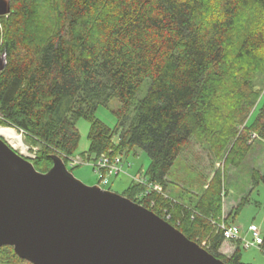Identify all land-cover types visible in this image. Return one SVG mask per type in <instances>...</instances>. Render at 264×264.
I'll use <instances>...</instances> for the list:
<instances>
[{
    "label": "trees",
    "instance_id": "1",
    "mask_svg": "<svg viewBox=\"0 0 264 264\" xmlns=\"http://www.w3.org/2000/svg\"><path fill=\"white\" fill-rule=\"evenodd\" d=\"M10 8L0 17V127L37 147L35 169L46 173L52 155L67 164L79 144L77 122L86 120L87 159H113L134 147L148 155L147 180L164 194L140 199L144 187L133 184L125 197L169 216L226 264H246L238 247L230 257L219 252L217 224L227 223L223 174L192 205L168 197L165 185L192 137L216 156L233 141L227 160L234 168L252 148L251 133L264 139V106L246 125L262 92L256 80L264 76V0H10ZM112 99L119 104L114 130L95 116ZM251 180L264 183V173L254 171ZM0 264L29 263L2 247Z\"/></svg>",
    "mask_w": 264,
    "mask_h": 264
},
{
    "label": "water",
    "instance_id": "2",
    "mask_svg": "<svg viewBox=\"0 0 264 264\" xmlns=\"http://www.w3.org/2000/svg\"><path fill=\"white\" fill-rule=\"evenodd\" d=\"M10 11L0 0V17ZM51 160L38 172L0 136V248L29 264H226L144 206Z\"/></svg>",
    "mask_w": 264,
    "mask_h": 264
},
{
    "label": "rangeland",
    "instance_id": "3",
    "mask_svg": "<svg viewBox=\"0 0 264 264\" xmlns=\"http://www.w3.org/2000/svg\"><path fill=\"white\" fill-rule=\"evenodd\" d=\"M38 14L40 15V12ZM0 26V41L2 42L1 20ZM256 85L260 87L262 92L257 100L255 110L250 113L246 121L247 127L252 125L259 108L264 106V76H258ZM118 107L117 100L112 99L107 106L98 107L95 116L110 130H114L117 125V118L114 112ZM77 129L80 139L77 152L72 160H79L81 163L72 165L71 162H68L66 164L67 169L76 179L86 186L97 185L103 190L122 196H127V189L133 184L143 182L144 179L146 180L145 184H148L147 170L150 165V159L144 151L134 147L128 153L121 155L122 163L128 162L131 167L127 168L122 164V172L118 175L107 176L105 178L107 184L104 185L100 180L99 174L92 167L93 156L87 159V155L83 154L89 146L88 132L90 123L80 119L77 122ZM245 132L247 131L244 125H240L238 133L242 135ZM17 133L23 136L27 151H15L31 161L34 160L37 147L23 133ZM248 138V145L252 146V148L238 168H234L227 160L229 148H231L233 141H231L224 152L216 156L209 143L198 140L195 137L190 138L167 176L165 192L170 198L179 199L185 205H192L207 190L214 175L219 171L224 177V190L226 193L221 198V207L223 212L229 216V218H226L227 223L234 224L240 228V242L224 241V244L230 248L238 247L243 263L264 264V247L245 248L243 246L246 242L252 241L251 234L247 232L250 225H255L260 231V237L264 238V183L259 182L253 185L251 180L254 171H258L261 174L264 173V139L259 138L255 133H251ZM116 139L117 137L114 136L113 140L116 141ZM200 242L204 246L207 243V237L200 238Z\"/></svg>",
    "mask_w": 264,
    "mask_h": 264
},
{
    "label": "built area",
    "instance_id": "4",
    "mask_svg": "<svg viewBox=\"0 0 264 264\" xmlns=\"http://www.w3.org/2000/svg\"><path fill=\"white\" fill-rule=\"evenodd\" d=\"M0 30H1V26H0ZM0 46H1V41H0ZM73 158L74 156L68 157L66 159V162L67 163L71 162L72 165L81 163V161L79 160L73 161L72 160ZM122 164L125 165L127 168L131 167V164L128 162L122 163L121 155L113 159L101 155L98 159L93 160L92 167L99 174L101 182L104 185H106L107 180L105 178L107 176L118 175L119 173H121L123 168ZM145 182L146 180L144 179L143 182L138 183L144 187V191L141 194H139L137 198L141 199L144 196H147L151 193L164 194L161 185L150 182H148V184H145ZM151 206H153V203H151ZM165 219H169V216H167V218ZM217 229L222 233V237L225 242H237V243L240 242V238H239L240 228L237 227L236 225L226 223L224 220H222V222L217 224ZM247 232L251 234L252 241L246 242L243 246L245 248L247 247L263 248V239L260 237L259 229L255 225H250L247 229Z\"/></svg>",
    "mask_w": 264,
    "mask_h": 264
},
{
    "label": "bare ground",
    "instance_id": "5",
    "mask_svg": "<svg viewBox=\"0 0 264 264\" xmlns=\"http://www.w3.org/2000/svg\"><path fill=\"white\" fill-rule=\"evenodd\" d=\"M0 136L5 139L14 150H21L20 152H26L27 146L24 143L23 136L18 134L14 129L0 127Z\"/></svg>",
    "mask_w": 264,
    "mask_h": 264
},
{
    "label": "crops",
    "instance_id": "6",
    "mask_svg": "<svg viewBox=\"0 0 264 264\" xmlns=\"http://www.w3.org/2000/svg\"><path fill=\"white\" fill-rule=\"evenodd\" d=\"M88 148H89V146H88ZM87 151H88V149H87ZM87 151H86V152H87ZM76 152H77V151H76ZM86 152H84L83 154H86ZM75 154H76V153H75ZM223 217H224V219H226V217H227V215H226L225 212H223ZM235 249H236V248H234V247L230 248L229 246H227V245H225V244L223 243L222 246L220 247L219 252H220L223 256H225V257H230V256L234 253Z\"/></svg>",
    "mask_w": 264,
    "mask_h": 264
}]
</instances>
